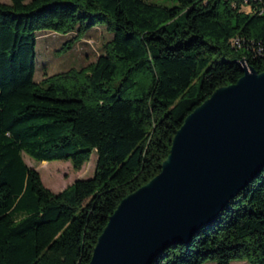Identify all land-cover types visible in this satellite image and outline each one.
Segmentation results:
<instances>
[{
  "label": "trees",
  "instance_id": "obj_1",
  "mask_svg": "<svg viewBox=\"0 0 264 264\" xmlns=\"http://www.w3.org/2000/svg\"><path fill=\"white\" fill-rule=\"evenodd\" d=\"M97 24L112 38L94 63L34 80L37 32L74 33L65 50ZM240 60L264 71V0L0 3V264H88L119 201L159 173L185 116L241 76ZM93 151V175L59 192L23 157L80 170ZM206 261L264 264V166L149 264Z\"/></svg>",
  "mask_w": 264,
  "mask_h": 264
},
{
  "label": "water",
  "instance_id": "obj_2",
  "mask_svg": "<svg viewBox=\"0 0 264 264\" xmlns=\"http://www.w3.org/2000/svg\"><path fill=\"white\" fill-rule=\"evenodd\" d=\"M235 62L241 76L185 116L159 173L119 201L88 264H149L216 220L262 170L264 71Z\"/></svg>",
  "mask_w": 264,
  "mask_h": 264
},
{
  "label": "rangeland",
  "instance_id": "obj_3",
  "mask_svg": "<svg viewBox=\"0 0 264 264\" xmlns=\"http://www.w3.org/2000/svg\"><path fill=\"white\" fill-rule=\"evenodd\" d=\"M29 0H25L28 2ZM162 6L171 7L177 0H147ZM0 3H10V0H0ZM242 10L248 9L242 5ZM74 38V33H56L48 30L37 32L36 37V66L34 80L43 78L69 69L79 70L94 63L98 56L105 53V45L112 38L104 24H97L90 28L83 37L76 40L72 46L64 50L66 44ZM74 41V40H73ZM26 163L36 169L43 184L53 192H59L71 185L78 178L91 177L96 163V152H92L90 159L80 170H75L68 160H53L38 162L23 155ZM203 264H216L206 261ZM231 264H250L247 261H232Z\"/></svg>",
  "mask_w": 264,
  "mask_h": 264
},
{
  "label": "built area",
  "instance_id": "obj_4",
  "mask_svg": "<svg viewBox=\"0 0 264 264\" xmlns=\"http://www.w3.org/2000/svg\"><path fill=\"white\" fill-rule=\"evenodd\" d=\"M244 7H246L248 9V12L250 11V8L249 6L247 7V5H244ZM247 12V11H246ZM241 43V38L239 37H234L232 40H231V44L234 46V44H240Z\"/></svg>",
  "mask_w": 264,
  "mask_h": 264
},
{
  "label": "bare ground",
  "instance_id": "obj_5",
  "mask_svg": "<svg viewBox=\"0 0 264 264\" xmlns=\"http://www.w3.org/2000/svg\"><path fill=\"white\" fill-rule=\"evenodd\" d=\"M240 44H234V46L239 47Z\"/></svg>",
  "mask_w": 264,
  "mask_h": 264
}]
</instances>
